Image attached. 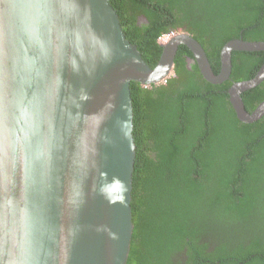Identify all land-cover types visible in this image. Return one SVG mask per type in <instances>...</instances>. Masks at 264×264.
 I'll use <instances>...</instances> for the list:
<instances>
[{
	"label": "water",
	"instance_id": "obj_1",
	"mask_svg": "<svg viewBox=\"0 0 264 264\" xmlns=\"http://www.w3.org/2000/svg\"><path fill=\"white\" fill-rule=\"evenodd\" d=\"M180 46L213 85L229 79L232 52H264V41L230 40L215 74L198 41L173 34L150 67L110 0H0V264H127L131 84L166 82ZM263 80L264 63L228 88L240 122L264 115V101L248 113L241 97Z\"/></svg>",
	"mask_w": 264,
	"mask_h": 264
},
{
	"label": "trees",
	"instance_id": "obj_2",
	"mask_svg": "<svg viewBox=\"0 0 264 264\" xmlns=\"http://www.w3.org/2000/svg\"><path fill=\"white\" fill-rule=\"evenodd\" d=\"M110 2L150 67L162 51L158 38L174 31L200 43L215 74L221 47L240 30L245 41H264V0ZM138 16L148 22L141 28ZM209 40L217 55L208 51ZM184 54L192 57L179 47L166 82L131 84L136 159L127 264H264V116L240 122L228 100L231 83H208L196 65L183 69ZM237 54L260 61L251 77L237 76ZM232 56L235 82L264 63V52ZM254 96H264V82L241 95L249 113Z\"/></svg>",
	"mask_w": 264,
	"mask_h": 264
},
{
	"label": "flooded vegetation",
	"instance_id": "obj_3",
	"mask_svg": "<svg viewBox=\"0 0 264 264\" xmlns=\"http://www.w3.org/2000/svg\"><path fill=\"white\" fill-rule=\"evenodd\" d=\"M148 22L146 21V19L143 17V16H138L137 18H136V25L139 27V28H141L142 26H144V25H146ZM185 30H182V31H174V32H172V33H170V34H166V35H164V36H162V37H160V38H158V40H157V44L159 45V47L161 48L162 47V45H164V44H166L167 42H168V40L170 39V37H171V35H173V34H181V33H185V34H188V33H186V32H184ZM198 32V31H197ZM242 30H240L239 31V35H240V37L239 38H242ZM200 33V32H199ZM139 34V33H138ZM202 34V33H201ZM189 35V34H188ZM191 36V35H190ZM139 37L143 40V37H145V35L144 34H142V33H140L139 34ZM205 38H206V36H204ZM233 40V39H232ZM230 41V40H229ZM228 42V41H227ZM180 47H183V46H180ZM185 47V46H184ZM223 47V46H222ZM221 47V48H222ZM185 48H187V47H185ZM207 48H208V51L211 53V54H216L217 55V46H216V42H214V41H208L207 42ZM162 49V48H161ZM179 49V48H178ZM188 49V48H187ZM221 50V49H220ZM178 51V50H177ZM188 51L191 53V51L188 49ZM234 52H244V51H234ZM233 53V52H232ZM176 54H177V52H176ZM192 54V53H191ZM205 54H206V52H205ZM176 56V55H175ZM207 57V56H206ZM183 60H184V64H182L183 66H182V68L183 69H186L187 71H192V67L194 66V65H196L197 66V64H196V61H195V59L193 58V55H192V57H190L189 55H187V54H184V55H182V57H181ZM232 58H233V56L231 55V65H232ZM234 60H235V63H236V69H237V71H236V74H237V76L238 77H240V78H246V77H251L252 75H253V72H255L254 70L255 69H257V67H258V65H259V63H260V61H258L257 63H256V61L252 58V57H250V58H248V56L246 55V54H243V55H241V54H237V55H235L234 56ZM219 62H220V53H219ZM175 64V63H174ZM174 64H173V70H174ZM197 68H198V66H197ZM211 68H212V66H211ZM199 70V69H198ZM213 70V69H212ZM259 70V69H258ZM231 71H232V67H231ZM257 73V72H256ZM256 73H255V75H256ZM254 75V76H255ZM173 76V75H172ZM230 76H231V73H230ZM253 76V77H254ZM252 77V78H253ZM251 79V78H250ZM228 82H230L231 83V85L233 84V83H235V80H233L231 77H229V79L227 80ZM244 81V80H243ZM226 82V81H225ZM239 82V81H238ZM262 82H264V80L262 81ZM261 82V83H262ZM260 83V84H261ZM259 84V85H260ZM230 85V86H231ZM258 85V86H259ZM257 87V86H256ZM255 87V88H256ZM252 89H254V88H252ZM251 90V89H250ZM257 96H254V97H252V98H250L249 99V102H250V104H251V112H253L263 101H264V96L262 97V98H258ZM244 108H245V106H244ZM250 112V113H251ZM249 113V112H248ZM264 116V115H263ZM262 116V117H263ZM260 120V119H259ZM258 121V120H257ZM256 122V121H255ZM211 245V247H214V244L213 243H211L210 244ZM211 250V249H210Z\"/></svg>",
	"mask_w": 264,
	"mask_h": 264
},
{
	"label": "clouds",
	"instance_id": "obj_4",
	"mask_svg": "<svg viewBox=\"0 0 264 264\" xmlns=\"http://www.w3.org/2000/svg\"><path fill=\"white\" fill-rule=\"evenodd\" d=\"M117 184H119L120 187V200L123 202L126 199V194H127V186L123 183V181H115ZM101 195H105L103 192Z\"/></svg>",
	"mask_w": 264,
	"mask_h": 264
}]
</instances>
